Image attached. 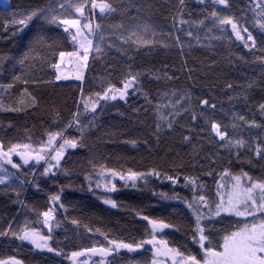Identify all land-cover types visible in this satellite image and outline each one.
I'll return each mask as SVG.
<instances>
[{"label":"trees","instance_id":"trees-1","mask_svg":"<svg viewBox=\"0 0 264 264\" xmlns=\"http://www.w3.org/2000/svg\"><path fill=\"white\" fill-rule=\"evenodd\" d=\"M44 2L45 0H8L9 7L6 9L0 4V19L9 17L15 11L42 5ZM111 2L121 6V0ZM230 2L231 11L237 15L241 9L246 8V0ZM122 7L127 8L131 15H137L136 10L139 8V15L143 19L150 20L164 32L171 31L174 35H181L182 41L185 42L183 50L176 46L175 42H171L168 48L157 45L139 50L107 49L104 56L94 60L90 58L83 84L78 80L55 81V70L45 68L34 77L41 82L34 84L31 82L32 78H29L27 91L36 97L38 106L35 107H28L26 98L25 103L21 105L25 87L23 80L16 82L12 89H0V103L4 108H24L18 112L0 109V140L6 144L23 140L25 129L32 134L34 141L42 139V134L50 128L57 114L66 121L71 113L76 111L81 87L85 96L98 91L102 79L105 82L110 80L120 87L119 81L128 65L145 71L146 74L141 80V91L149 95L153 105L161 92L188 89L194 101L196 98L208 99L210 104L216 105L214 112L210 108L196 106L197 112L205 111V115L214 116L223 124L231 123L234 112L244 115L248 120L255 119L258 123H264V116L259 111V104L264 103V70L258 63L253 62L254 57L242 45L234 43L231 51L244 55L249 63L236 59L230 63V50L223 45L210 49L201 47L192 39V47H187L188 39L172 27V17L177 15L179 0H124ZM201 7L197 0H185V13H192L193 18H197ZM121 20L127 21V17L117 14L105 18L102 22L108 25ZM32 32L30 25L29 29L16 38L13 39L9 33L5 39L3 29L0 28V55H17L18 45L26 43ZM49 34L59 38V50H73L71 41L61 29L53 27ZM256 55L260 53L257 52ZM10 68L11 65L7 61H0V85L12 82ZM152 73L159 75L161 79H155ZM165 74L172 79H164ZM49 80L53 83H44ZM228 84L233 87L228 89ZM249 84L252 86L248 87ZM88 119L91 120L92 117L89 116ZM155 123L152 106L145 102L141 92L130 91L127 102L113 101L99 109L95 116V127L89 130L85 138V147L66 153L61 165L66 172L57 171L54 178H48L41 176L43 166H25L23 172L27 173L28 183L20 190L19 198L11 188L0 186V232L8 230L10 226L13 231H18L26 221L35 222L36 212L45 211L49 207V196L59 194L67 212L57 208L60 226L54 229L52 247L62 249L65 254L90 247L93 242H102V237L98 234L85 233L84 224L93 230L100 228L101 231L110 233V238L126 241L145 238L144 230L147 224L135 215L138 210H142L143 215L163 218L181 225V232L165 230L162 238L181 250H185L187 246L188 250L195 251L187 231L190 226V213L181 202L165 200L155 194L164 192L171 196L176 192L182 197L190 198L191 191L183 187L184 175L199 176L209 189L214 190L215 178H218V174L226 167L234 174L245 171L253 177H262L264 158L256 156L252 149L241 150L239 158L235 153L224 151L210 135L201 134L200 128L204 127V121L199 118L193 121L190 113L178 117L172 130L165 128L156 133ZM229 131L231 132L230 128ZM242 133L250 141L264 139V130L261 129L244 128ZM70 135L75 136L77 133L73 130ZM184 136H190L191 142L184 141ZM133 140L136 141L135 144L130 143ZM93 157L107 167L122 171L132 169L146 172L156 168L169 175L179 172L180 183L174 186L167 180L150 177L147 184L140 181L137 187L133 188L118 180V190L111 194L118 207L112 208L99 199L102 189L88 191V182L84 176L90 171L88 161ZM210 170H214L215 178L205 175ZM16 187L19 188L18 185ZM72 219L80 220L79 230L71 224ZM227 223L225 221V224ZM221 226L223 225H217ZM43 231L47 233L46 229ZM145 248L149 250L142 249L138 254L121 252L114 255L109 264H129L132 259H139L141 264H147L151 259V252L150 246L146 245ZM10 257H15L22 264H70L65 255L57 256L47 250L35 249L30 243L21 242L9 233L7 236H0V260Z\"/></svg>","mask_w":264,"mask_h":264},{"label":"snow or ice","instance_id":"snow-or-ice-1","mask_svg":"<svg viewBox=\"0 0 264 264\" xmlns=\"http://www.w3.org/2000/svg\"><path fill=\"white\" fill-rule=\"evenodd\" d=\"M117 6L111 0H45L42 5L25 8L11 13L9 17L0 19V28L3 29V38L8 35L14 39L29 29L32 34L26 43L18 45V54L11 56L0 55V61H7L12 73V82L0 85V89H12L16 82L23 80L24 90L21 105L27 100L28 107L38 106L35 96L27 91L29 78L32 83H39L35 74L45 68L54 69L55 81L67 80L73 75L76 80H85V70L89 67L90 58L97 59L105 55L107 49L116 48L125 51L126 48H152L157 45L168 48L175 42L181 50L185 47L181 35L173 32H164L150 20L139 15H131L127 8ZM201 5L197 18L192 13H185V0H179L177 15L172 17V27L177 33H183L188 39L187 47L191 48L194 39L201 47L213 48L223 45L229 48L231 63L236 59L242 63H249L244 55L231 51L234 43L242 47L254 57L253 62L258 63L264 70V0H246V8L237 15L231 11L230 0H197ZM5 9L8 3L2 5ZM97 13L99 19H97ZM121 15L127 21L105 25V18ZM187 15V18H185ZM61 29L72 44V51L59 50L61 42L58 37L50 35L51 28ZM107 33V34H106ZM201 33L203 35H201ZM259 52L260 55H256ZM70 64L74 71L65 73L62 66ZM145 71L134 69L128 65L119 81L120 87L110 80L103 79L99 90L85 96L81 87L80 101L77 102L76 111L71 113L65 121L57 114L50 128L44 131L43 138L34 141L32 134L25 129L23 140L8 142L0 140V186L11 188L17 198L21 189L28 183L27 173L23 172L25 166L36 168L43 166L41 176L54 178L61 168L62 161L69 150L85 147V138L89 130L95 127V116L99 109L107 106L109 102L125 101L132 93L141 92L145 102L152 106L156 117V133L168 129L172 130L177 118L184 113H190L191 119L198 118L204 121L200 128L203 135H210L220 148L228 153H235L237 158L243 149H252L255 155L264 158V139H246L242 129L264 130V123L255 119L248 120L244 115L232 113L231 123L223 124L214 116L205 115V111L197 112L196 106L204 109H216L208 99H193L188 89H171L159 93L156 103L147 93L141 91L142 77ZM155 79L161 77L152 73ZM164 79L172 77L164 75ZM44 83H53L49 80ZM252 85L249 84L248 87ZM231 89L232 84L226 86ZM231 99V98H230ZM5 111H23V107L4 108ZM82 109V110H81ZM259 111L264 116V103L259 104ZM92 119L89 120L88 117ZM11 127V126H10ZM231 129V132L229 131ZM75 131L77 135H70ZM184 141L191 142L190 136H184ZM135 144L136 141H130ZM18 157L19 162L15 159ZM211 159V158H209ZM90 171L84 176L88 182V191L102 189L99 199L103 204L117 208V201L111 194L117 189L116 180L124 182L125 186L137 187L138 182L148 183L150 177L169 181L172 185H179L181 175H169L167 172L151 168L146 172L117 170L99 163L94 157L89 159ZM205 175L214 177V170ZM24 177V178H22ZM183 187L191 191V197H182L179 193H157L162 199L181 202L190 213V243L195 251L181 250L180 247L171 246L170 241L163 239L165 230H174L179 233L182 226L169 222L163 218H153L143 215L142 210L135 215L146 222L145 238L130 241L119 238H110V233L93 230L87 224L83 225L85 233H94L102 237V242H93L92 246L71 251L65 254L62 249L52 247L54 242V229L60 226L57 220V208L64 209L59 194L49 196V207L42 212H36V221H26L18 231L8 230L0 232V236L9 233L21 242L30 243L35 249L47 250L57 256L65 255L70 264H109L114 255L121 252L138 254L140 250L150 246L151 259L147 264H264V176L253 177L248 172L241 171L234 174L229 168H224L215 178L214 190L201 180L199 176L184 175ZM19 186L17 188L16 186ZM37 187H39L37 185ZM63 191V189H61ZM19 203L23 204L22 201ZM225 221L228 223L225 224ZM71 224L77 230L81 228L78 219H72ZM217 225H223L217 227ZM47 230V233L43 231ZM95 258V259H94ZM0 264H22L15 257L0 260ZM129 264H141L139 259H132Z\"/></svg>","mask_w":264,"mask_h":264},{"label":"rangeland","instance_id":"rangeland-1","mask_svg":"<svg viewBox=\"0 0 264 264\" xmlns=\"http://www.w3.org/2000/svg\"><path fill=\"white\" fill-rule=\"evenodd\" d=\"M5 3H8V0H0V4L1 5L5 4ZM61 70L64 71L65 73H71V72L74 71L73 66L70 65V64H66V65L62 66ZM67 80H76V79H75V77L73 75H69V78ZM15 159L17 160V162H19L18 157H16ZM42 169H43V167H42ZM116 181H118V178H117ZM8 259H5V260H8ZM90 264H91V262H90Z\"/></svg>","mask_w":264,"mask_h":264}]
</instances>
